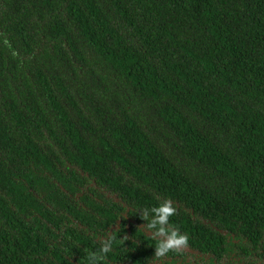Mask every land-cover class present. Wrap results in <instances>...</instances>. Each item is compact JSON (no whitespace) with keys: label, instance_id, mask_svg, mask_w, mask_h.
Listing matches in <instances>:
<instances>
[{"label":"trees","instance_id":"trees-1","mask_svg":"<svg viewBox=\"0 0 264 264\" xmlns=\"http://www.w3.org/2000/svg\"><path fill=\"white\" fill-rule=\"evenodd\" d=\"M159 227L187 244L158 256ZM109 240L264 264V0H0V264Z\"/></svg>","mask_w":264,"mask_h":264},{"label":"clouds","instance_id":"clouds-1","mask_svg":"<svg viewBox=\"0 0 264 264\" xmlns=\"http://www.w3.org/2000/svg\"><path fill=\"white\" fill-rule=\"evenodd\" d=\"M153 211L156 214V220L160 225L166 224L169 221V217L175 213V208L172 206L170 201H164L159 206L154 207ZM156 222L150 223L149 228L155 227ZM159 232L166 234V239L158 243L156 248V253L158 256H163L172 249H178L181 246L187 244V237L184 234L179 233L178 231H172L166 233L165 228L159 227ZM111 240L106 241L98 249L97 252L89 254V264H103L105 255L110 251Z\"/></svg>","mask_w":264,"mask_h":264}]
</instances>
